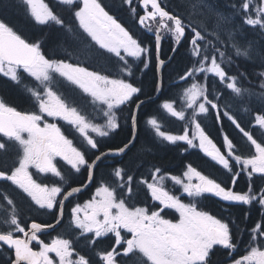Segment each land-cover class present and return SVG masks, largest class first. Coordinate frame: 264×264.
<instances>
[{
  "label": "snow or ice",
  "instance_id": "obj_1",
  "mask_svg": "<svg viewBox=\"0 0 264 264\" xmlns=\"http://www.w3.org/2000/svg\"><path fill=\"white\" fill-rule=\"evenodd\" d=\"M21 3L35 25L58 26L71 37V44L61 45L63 57L49 55L42 47L43 37L30 39L0 19V75L23 87L36 106L31 112L20 111L0 97V182H10L39 209L55 210L59 224L63 218V202L93 183L98 165L105 158L126 154L131 141L122 147L101 151L99 138L110 137L120 127L117 109L134 97L139 100L135 105L137 111L145 103L139 99L141 87L130 78L137 62L147 67L153 50L110 15L100 0H59L60 4L69 6L76 24L66 23L45 0H21ZM124 3L132 6L133 0H124ZM141 3L142 15L136 13L135 7H131V12L137 16L140 26L154 31L158 66L165 63L159 58L162 32L170 34L176 46L185 41L189 45V65L180 74L182 83L176 85L183 89L182 107H176L178 101L171 99L165 100L162 108L171 117L187 120L195 131L191 136L187 129L181 135H173L162 131L156 118H150L147 123L165 141L184 142L191 148L201 149L231 173L229 180L233 187L246 170L249 180L253 174L264 177V142H258L229 111H221L222 104L230 108L233 100L239 101L245 112L249 108L244 101L251 103L255 99L264 107V70L256 73L259 91L244 86L240 77L247 79L245 73L238 76L226 70L234 63L233 56L249 61L258 56L264 63V52L246 37L248 30L264 35V0H229L228 12L219 10L209 0H197V7L205 9V18L212 20L211 28L203 21L202 27L196 26L179 14L165 10L159 0H141ZM99 49L116 58L115 76L90 70L71 60L78 53L87 55ZM175 50L174 47L172 51ZM27 78L34 83L26 82ZM61 78L90 97L91 104L99 106L102 123L90 120L75 101L58 94L54 85ZM217 84L224 88H217ZM224 90L229 91V97L222 100ZM212 110L217 119L221 115L227 117L246 137L254 149L250 155L238 153L227 134L223 136L225 152L213 142L196 118ZM49 118L70 125L79 133L80 143H74ZM130 119L135 125V114ZM255 120L264 129V114L257 115ZM10 150L16 152L11 167L3 159ZM236 165H240L239 171ZM31 170L57 180L52 186L38 182ZM82 170L87 173L86 183L72 187L71 175ZM109 175L111 179L97 184L92 197L76 204L70 214V225L78 230L74 232L76 239L83 236L89 245H96L102 238H113L108 249L97 253L99 264H210V253L217 247L227 250L230 264H264V222L252 227L246 254L236 258L231 255L238 246L230 227L232 221L226 222L197 206L202 198L211 196L230 204L251 205L255 201L264 207V190L258 196L251 187L245 192L234 191L191 165L182 177L162 174L160 168L154 167L149 177L143 178L142 174L115 165ZM166 179L179 186L180 194H173L165 187ZM141 186L146 196H150V202L145 206H130L129 201L135 199ZM165 210H174L178 219L166 218L162 215ZM0 213V255L9 253L7 264H91L89 257L73 247L72 238L58 236L51 242L41 238L44 229L54 225L22 223L14 199L2 189Z\"/></svg>",
  "mask_w": 264,
  "mask_h": 264
},
{
  "label": "trees",
  "instance_id": "obj_2",
  "mask_svg": "<svg viewBox=\"0 0 264 264\" xmlns=\"http://www.w3.org/2000/svg\"><path fill=\"white\" fill-rule=\"evenodd\" d=\"M46 3L68 24H76L72 11L69 6L59 3V0H45ZM102 6L106 10H112V14L118 22L123 26L128 28L135 37L144 43L145 46L153 50V55L150 60L147 61V67L137 62L133 66L134 75L131 77V81L137 86L141 87L142 95L139 99H149L156 96L158 91L157 86L159 85V77L157 70V59L155 56V37L147 34L145 29L141 28L138 24V18L131 12V7L136 8V13L139 15L143 14L140 6V0H133V5L129 6L124 3V0H100ZM116 3L115 6L110 3ZM74 7V6H73ZM165 7V6H164ZM167 11L173 14H179L182 18L187 19V16L176 11L175 7H165ZM0 19H4L11 26L22 31L30 39L44 38V43L42 45L44 51L49 55H57L63 57L65 55L61 48V45H70L71 37L67 36L58 26H40L35 25L25 12V6L21 3V0H0ZM163 47L160 53V58L164 61H168L171 58L173 51L172 49L176 46L174 40L170 34H165ZM264 40V35H263ZM98 48V46H97ZM189 45L187 42H183L174 54L170 63H168L164 70L162 71V93L158 100L152 101L144 105L138 112L137 116V138L136 142L131 147V149L120 158H108L107 160L101 162L96 168L95 183L94 187L98 182H104L110 180V173L112 172V166L117 167L123 166L127 169L132 170L137 175L143 176V178H148L149 174L153 172L154 167H158L162 170V174L182 176L183 172L186 170L188 165H191L198 171L200 167L207 168L213 167V165L208 163V158L204 156L201 152L190 149L184 143L172 144L168 141L163 140L162 137L158 136L155 130L147 123L150 118H156L161 126V130L166 133L173 135H181L184 130H188L189 134L194 129L187 120L180 121L177 118L171 117L170 114L162 108V103L165 100L176 99L178 101L176 107H182V92L183 89H178L176 85L181 84L180 74L189 65ZM258 48V47H257ZM261 52H264V42L263 47L258 48ZM71 50V49H69ZM131 59V58H130ZM234 63L230 68H226L230 74L238 75L240 73H245L247 79L240 77L245 87H251L256 91H259L258 80L259 77L256 75L257 72L264 70V63L260 60L249 61L242 58L232 57ZM72 62L82 63L84 66L89 67L90 70H95L101 72L102 74H109L115 76L118 70V64L115 57L111 54H107L104 50L99 49L91 54L81 55L76 54L71 58ZM31 82L27 78L26 82ZM217 88L223 89L224 86L217 84ZM55 90L59 94H62L69 101H75V105L81 108L83 112L88 116L90 120L96 123H102V114L98 111L97 105L90 103L91 98L82 94L79 89L67 84L63 80L57 82L54 85ZM62 89L64 93H61L58 89ZM23 87L15 86L13 82L5 79L0 75V94L4 95V100L8 102L11 106H16L20 109H25V98L27 97L23 92ZM229 97V91L224 90V94L221 99ZM139 100L134 97L133 101L129 102L127 105L121 106L120 109L116 110V115L120 127L110 135L108 138L100 139V149L101 151H106L108 149H116L122 147L124 144L129 143L133 138V124L131 122L130 116L134 114L135 105ZM244 104L249 108L248 112L243 111L241 103L239 101L233 100L231 102L230 108H225L221 105V111H229L235 116L237 121L241 124L246 131H250L254 138L258 142H264V132L260 129L259 125L256 123L255 117L257 115L264 114V107L259 104L255 99L248 103L244 101ZM189 113L191 110H187ZM214 110L210 111L207 115L197 116L204 127L206 133L211 139L217 142H223L224 134L233 141L236 146L238 153L247 157L254 151L250 148V142L245 139V137L240 133L228 119L227 117L221 115L219 119L213 114ZM78 141L76 144H79ZM216 168V167H213ZM218 168H216L217 170ZM240 168L236 165V170L239 171ZM207 171V169H206ZM216 172V171H215ZM211 178L215 179L217 182H221L224 185L232 187L234 191L245 192L249 187L253 189L256 194H259L260 190H264L263 181L260 185L256 182L254 177L249 180L246 173H241L236 185L233 187L230 183L229 177L231 173L222 172L221 170L217 173L216 177L212 172L208 173ZM76 175L75 177H73ZM70 179L73 183L77 182L79 185L86 183L87 173L82 170L79 174H74ZM7 185V184H6ZM134 192L136 189L134 187ZM85 193L84 198L88 196ZM77 200L79 199L76 198ZM150 196H146L143 186L140 187L138 195L135 199L130 201H135L136 204H131L130 206L147 205L150 202ZM206 200V203H204ZM74 201V200H73ZM73 201L69 206L72 205ZM24 204V203H23ZM205 204V205H204ZM200 209L208 211L215 216L223 217L222 207H224L221 202L216 197L202 198L198 203ZM258 204L254 203L251 205H240V204H228L225 208L229 209L228 220L232 221L230 225L233 228L235 237L237 240V249L235 250V257L240 258L243 254H246V249L248 244L251 243L249 240V235L251 233L252 227L255 224L264 222V207H261L262 213H260V208ZM31 207L24 204L22 205L23 216L30 217ZM69 225H63L62 231ZM60 230V231H61ZM77 232V231H76ZM76 240L74 248L80 253L90 258L92 264H99L97 259V253L108 249L111 240H107L103 244L97 243L96 245H89L88 242L81 245L75 236L72 237ZM84 239H86L84 237ZM224 256V257H223ZM227 258V253L221 252V250H216L213 256V264H224V259ZM230 263V261H229Z\"/></svg>",
  "mask_w": 264,
  "mask_h": 264
},
{
  "label": "flooded vegetation",
  "instance_id": "obj_3",
  "mask_svg": "<svg viewBox=\"0 0 264 264\" xmlns=\"http://www.w3.org/2000/svg\"><path fill=\"white\" fill-rule=\"evenodd\" d=\"M181 1V2H180ZM212 1L214 0H209L210 3H213ZM215 6H223L224 9L228 12L229 9L226 7V5L228 4L229 0H215ZM180 2V3H179ZM186 3V4H185ZM111 5L115 6L116 3L114 2H111L110 3ZM160 4L162 7H175L176 11H179L181 14H184L187 16V19L186 21H191L194 25L196 26H200L202 27L203 24L201 23L203 21L204 24H207V26L209 28L212 27V20L210 18L206 19L205 18V15L203 13H205V9H203L202 7H197V0H160ZM176 4V5H175ZM181 4V5H180ZM185 4V5H184ZM178 6L180 8H178ZM184 6V7H183ZM193 6V7H192ZM196 6V11H198V13H193V8H195ZM164 7V8H165ZM182 7V8H181ZM179 9V10H178ZM106 10V9H105ZM151 10V9H149ZM166 10V9H165ZM109 12V14H112V10H106ZM200 11V12H199ZM246 37L247 39L249 40H253L256 42V46L258 48L260 47H263V35H261L259 32H256L254 30H248L246 32ZM257 60H260V57H254L253 60L251 61H257ZM5 79L9 80L8 78L4 77ZM31 80V82L28 81V83H34V81H32L31 78H28ZM62 79V78H61ZM10 81V80H9ZM27 81V80H26ZM57 82H60L57 81ZM14 84V83H13ZM15 86H18L16 84H14ZM57 85V83H56ZM59 91H61V93H64L62 89H58ZM27 97L25 98V109H20L16 106L17 110H20V111H25V112H31V111H34L36 110V106L35 104L33 103V101L30 99L29 97V94L25 92V90L23 89L22 91ZM59 94V93H58ZM85 95V94H84ZM0 97H2L4 99V95L2 96L0 94ZM8 103V102H7ZM49 122H52V123H57L62 131L65 132L66 135L69 136V138L73 139L74 143H77L78 141H80V139L78 137H76L75 135V130L74 129H71V126L70 125H67L65 122L63 121H57V120H52L51 118H49ZM66 124V127L65 126H61ZM71 129V130H70ZM246 139V137H245ZM213 140V139H212ZM214 143H216V145L218 147L221 148V151L222 152H225V148L223 146V142L220 143V142H217L216 140H213ZM199 152H201L202 154L204 153L202 150L200 149H197ZM205 154V153H204ZM16 158V152L15 150H10L7 155L5 157H3V159L6 160L7 162V166L11 167L14 163V160ZM208 163L213 165V167H216L218 168L216 170V168H213V167H207V168H203V167H200L199 171L202 172V174L204 175H207L208 177H210V175L208 173L212 172L216 177H218L217 173L221 170L222 172H226V170H224L222 168L221 165L217 164L215 161H212L210 157H208ZM238 168H240V166H238ZM207 169V171H206ZM33 171L34 173V179H37L38 182H43V183H47L49 184L50 186H52V183L57 180V178H54V177H51L50 175H44V174H37L35 173V170H31ZM216 171V172H215ZM246 173L245 175H247V170L244 172ZM67 174V173H66ZM74 174L71 175V177L73 176ZM254 179L256 180V182L260 185V183L263 181L264 183V177H262L260 174H253ZM211 178V177H210ZM7 184V185H6ZM70 185L72 187H77V186H81L79 185V183L77 182H74L71 180L70 182ZM264 185V184H263ZM0 189L3 190V192L7 193L8 196H10L11 198L14 199L15 203H16V206L19 210V214H20V219H21V222L22 223H27L30 225L31 222L35 221V222H38V223H42V224H54L56 222V219L58 217V213L53 210V211H48V210H45V209H39L38 206H36L34 204V202H32L30 200V198L26 197V194H22L20 192V190L16 189L15 186H12L10 184V182H0ZM93 189L90 188V190H88L87 192H83L81 193L80 195H78L77 197H79V200L78 202L80 203H84L86 202L87 200H89L91 197H92V194H88V196L86 198H84V194L85 193H88L90 192L91 190ZM93 191V190H92ZM259 194H257L258 196ZM219 202H221V204L224 206L222 207V213H223V218L226 222L229 221L228 220V213H229V209L225 208L226 205L230 204L229 202H224V201H221L218 197H216ZM183 199V198H182ZM30 200V201H29ZM186 201V200H185ZM187 202V201H186ZM26 204L28 206L31 207L30 211H31V214H30V217H25L23 216V211H22V205L24 206V204ZM131 204H133V201H130ZM204 203H206V200H204ZM254 203H257L254 201ZM259 206L258 208H260V213H262V206L257 203ZM205 205V204H204ZM241 205V204H240ZM75 206V203L72 204L71 206L68 207V209L65 211L64 215H63V220H62V223L61 225L56 228V229H52V230H48V231H45L43 233H41V238L45 241V242H51L52 239H55L56 237L60 236V237H64V238H70L71 236V230H74L71 225H70V214H71V209ZM140 206V205H138ZM143 206V205H141ZM199 208L200 206L197 205ZM202 210V209H201ZM205 211V210H204ZM212 214V213H210ZM162 215H165L166 218L168 219H172L173 221H175L176 219H178V213H175L174 210H165L164 213H162ZM0 216H2V213H0ZM217 218H220L219 216H217ZM70 225V226H67L65 229H67L65 232H63L61 229H62V226L63 225ZM260 224V223H258ZM230 227L232 228V226L230 225ZM233 229V228H232ZM27 230V229H26ZM61 230V231H60ZM18 235H22V234H18ZM73 235V234H72ZM88 235H91V234H88ZM112 237L109 236V237H106V238H102L101 240H98L97 243L99 244H103L105 243L107 240H111L112 241ZM264 239V238H262ZM79 243L81 245H84L87 243V240L84 239L83 236H81L79 239H78ZM112 244V242H110V244H108L109 246ZM259 244V241H257V245ZM6 247V246H5ZM33 247L35 248L36 245L34 244ZM109 248V247H108ZM216 250H221V252H223V255H224V252L227 253V250H223L219 247H217L216 249H214V251L212 253H210V264H213L212 260H213V256L215 254V251ZM8 252H4V254L0 255V264H7V256H8ZM232 255V254H231ZM234 255H235V252H234ZM97 259H98V256H96ZM224 257V256H223ZM119 259V257H118ZM229 254H227V258L224 259V264H229ZM99 261V260H98ZM92 264V263H91Z\"/></svg>",
  "mask_w": 264,
  "mask_h": 264
},
{
  "label": "water",
  "instance_id": "obj_4",
  "mask_svg": "<svg viewBox=\"0 0 264 264\" xmlns=\"http://www.w3.org/2000/svg\"><path fill=\"white\" fill-rule=\"evenodd\" d=\"M141 6H142V3H141ZM162 41H163V38L161 39L160 44H159V58H160V53H161V50H162ZM180 46H181V45H180ZM180 46H176V47H175L176 50L173 52V55L178 51V49L180 48ZM173 55H172V57H171V59H170L169 61H165L164 65H163L162 67L158 66L157 70H158L159 85H160L159 90H158V93H157V95H156L154 98L147 99L143 105H145V104L148 103V102H151V101L157 100V99L160 97L161 92H162V71H163V69H164V66H165L166 64H168V63L172 60ZM143 105H141V106H143ZM140 108H141V107H140ZM137 112H138V111L136 110V111H135V116H136V117H137ZM136 136H137V130H136V124H135V125H134V139H132V142L130 143L128 150H130V148L133 146V144H134V142H135V140H136ZM128 150H127V151H128ZM115 157H119V156H115ZM94 172H95V171H94ZM94 176H95V175H94ZM93 182H94V179H93ZM92 185H93V183H92V184H89L87 187L83 188L82 191H81L80 193L88 191V190L92 187ZM80 193H78V194H80ZM76 195H77V194H76ZM69 200H70V198H69L68 200H66V201L63 202V207L66 205V203H67ZM63 209H64V208H63ZM60 223H61V221H60ZM60 223H59V224H60ZM59 224L54 225V227H52V228H45L44 231L52 230V229L58 227Z\"/></svg>",
  "mask_w": 264,
  "mask_h": 264
},
{
  "label": "rangeland",
  "instance_id": "obj_5",
  "mask_svg": "<svg viewBox=\"0 0 264 264\" xmlns=\"http://www.w3.org/2000/svg\"><path fill=\"white\" fill-rule=\"evenodd\" d=\"M213 2V4L215 5V0L214 1H212ZM193 7V6H192ZM217 7V6H216ZM218 8V7H217ZM193 13L195 14V13H198V11H196V6H195V8H193ZM200 12V11H199ZM194 131H195V129H193L192 131H191V133L189 134L190 136L194 133ZM177 143H184V142H177ZM185 144V143H184ZM191 148V147H190ZM198 148V147H197ZM191 149H196V148H191ZM199 149V148H198ZM201 150V149H200ZM225 151H226V149H225ZM170 182L172 185H174V183L169 179V180H165L164 181V185H165V183L166 182ZM195 182V181H194ZM176 186V185H175ZM176 187H179V186H176ZM179 191H180V189H178ZM187 203V202H186Z\"/></svg>",
  "mask_w": 264,
  "mask_h": 264
},
{
  "label": "bare ground",
  "instance_id": "obj_6",
  "mask_svg": "<svg viewBox=\"0 0 264 264\" xmlns=\"http://www.w3.org/2000/svg\"><path fill=\"white\" fill-rule=\"evenodd\" d=\"M176 1H177V0H176ZM180 2H181V1H180ZM180 2H179V3H180ZM185 4H186V3H185ZM185 4H184V5H185ZM175 5H176V4H175ZM180 5H181V4H180ZM183 7H184V6H183ZM178 8H180V7L178 6ZM181 8H182V7H181ZM218 9L221 10V11H223V12H227V11L224 9L223 6H218ZM178 10H179V9H178Z\"/></svg>",
  "mask_w": 264,
  "mask_h": 264
}]
</instances>
